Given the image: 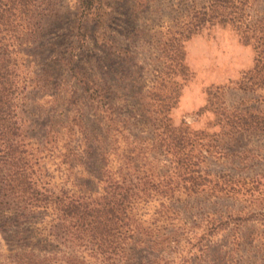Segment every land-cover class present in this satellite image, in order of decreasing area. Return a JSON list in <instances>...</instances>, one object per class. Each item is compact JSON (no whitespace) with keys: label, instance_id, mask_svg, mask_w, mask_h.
I'll return each mask as SVG.
<instances>
[{"label":"rangeland","instance_id":"1","mask_svg":"<svg viewBox=\"0 0 264 264\" xmlns=\"http://www.w3.org/2000/svg\"><path fill=\"white\" fill-rule=\"evenodd\" d=\"M186 2L97 0L83 13L79 0H0V264H101L113 254L58 211L104 196V151L110 173L157 174L179 159L161 138L181 135L192 180L165 201L175 220L156 221L154 201L135 223L175 232V251L127 253L264 264V45L206 25L181 37L180 71L170 45ZM249 5L264 16V0ZM47 192L60 208L40 206Z\"/></svg>","mask_w":264,"mask_h":264},{"label":"trees","instance_id":"2","mask_svg":"<svg viewBox=\"0 0 264 264\" xmlns=\"http://www.w3.org/2000/svg\"><path fill=\"white\" fill-rule=\"evenodd\" d=\"M97 0H79V9L88 13ZM184 8L180 11L177 26L183 30L177 31L179 38H174L170 51L173 52L172 66L180 71L184 69L183 64L178 63L177 56L180 54L181 37L185 39L191 34L202 30L206 25H229L233 27L244 44H254L258 49L264 45V16L255 18L249 14V0H186ZM259 54L264 55V47ZM171 56V57H172ZM264 58V56H263ZM258 62L255 69L258 68ZM261 68L264 70V61ZM233 123H237L233 121ZM239 125L247 122L238 119ZM160 147L175 156L178 160L172 161V166H163L165 170L157 174L149 170L141 172V169L134 166L129 177L121 176L120 172L110 173L106 168L104 151L102 157L101 180L106 183L104 196L94 203H74L72 200L63 209L59 207L58 199L50 192L41 199V207L44 209L50 206L56 210L61 219L70 217L76 220L77 231H82L93 247L106 249L108 255L101 259V264H135L134 258L126 251V246L131 244L133 252L137 246L150 248H162V245L170 251H175L172 246L176 241L175 232H167L162 236L154 237L151 231L141 228L136 224L137 215L140 209L154 201H159L160 208L156 210V221L173 222L176 211L165 201H177L175 190L182 188L186 181L192 180L191 160L184 155L187 143V136H174L161 138ZM200 178V177H199ZM182 186V187H181ZM185 188V187H184ZM63 217V218H62ZM150 244V246H149ZM182 261H184L182 263ZM181 263L186 261L181 259ZM154 264H173V259L159 258Z\"/></svg>","mask_w":264,"mask_h":264}]
</instances>
